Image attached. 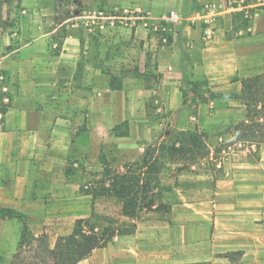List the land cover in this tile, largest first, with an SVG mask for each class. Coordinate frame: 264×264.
<instances>
[{
    "label": "crops",
    "instance_id": "obj_1",
    "mask_svg": "<svg viewBox=\"0 0 264 264\" xmlns=\"http://www.w3.org/2000/svg\"><path fill=\"white\" fill-rule=\"evenodd\" d=\"M29 1L25 16L15 22L20 33L0 35L7 47L0 65L12 91L0 124V210L24 216L34 236L51 231L48 244L53 248L64 230L55 219L77 215L85 207L79 202L88 197L66 174L69 158L93 163L102 140L99 129L142 115L144 100L126 88L129 77L123 76L119 90L110 89L111 78L126 70L129 59L140 73L154 65L149 69L159 77L151 81L165 89L173 114L191 84L220 90L214 104L237 102L233 116L221 109L222 118L214 120V143L234 148L223 154L221 165H212L215 170L201 169L203 162L188 171L182 162H168L166 170L163 165L159 181L167 191L140 217L134 233L113 237L77 264H264V145L254 152L252 145L233 142L226 130L245 114L233 96L240 94L241 80L264 74V0H195L192 8L190 0H88L91 7L99 2L110 9L137 6L157 22L168 16L166 10L174 11L180 20L171 25L170 36L160 34L161 41L170 39L162 47L144 28L107 25L98 37L90 36L69 27V21L83 17L77 11L52 24L47 3ZM209 1L222 14L205 40L203 5ZM236 9H248L253 19L245 21ZM197 95L193 105L188 98L189 108L176 114L180 130L199 102ZM207 146L212 154L214 145ZM20 230L16 219L0 218V264H10Z\"/></svg>",
    "mask_w": 264,
    "mask_h": 264
},
{
    "label": "rangeland",
    "instance_id": "obj_2",
    "mask_svg": "<svg viewBox=\"0 0 264 264\" xmlns=\"http://www.w3.org/2000/svg\"><path fill=\"white\" fill-rule=\"evenodd\" d=\"M28 1V3H27ZM47 3L45 8L48 9V16L53 19L52 24L58 18H64L74 12H79L83 17L76 18L72 21H69V27L82 29L87 34H91L90 36L98 37L100 33L103 32L104 27L110 25L112 28H125L124 26L119 25L118 23H114L111 25L109 20H105L103 24V28H99L98 26L92 25L91 27H85L84 22L87 19V16H97L99 12L103 11L106 17L109 15H113L115 10L121 11L124 8H112L102 6L99 2L96 6H88V0H44ZM98 1V0H97ZM96 1V2H97ZM31 2L29 0H0L1 4V14H4V18H0V35L3 33H20V29L16 28L15 22L18 24V17L25 16L22 13L23 10L28 9L31 6ZM92 4L95 3L94 0L91 1ZM31 3V4H29ZM27 4V6H26ZM30 5V6H29ZM135 5V4H134ZM49 6V8H48ZM71 6V8H70ZM129 7H134L133 5ZM127 7V8H129ZM53 9V10H52ZM53 11V12H52ZM58 14L56 15L55 13ZM169 11L166 10V14ZM59 16V17H58ZM157 22V21H156ZM67 24V23H66ZM66 24L63 26L61 30L62 33L59 34L61 37L66 30ZM142 28V27H140ZM68 30V29H67ZM148 31V30H147ZM149 32V31H148ZM152 34L153 38L157 42V45L162 47L163 42L161 41L160 33L149 32ZM167 34H171V31H168ZM170 36V35H169ZM169 36L166 43H169ZM0 42V57L3 54V50L7 48L2 45ZM119 49L114 47L112 48V52L114 54L118 53V56L115 60L119 62L120 54ZM123 58V57H122ZM129 64L125 71H116V83L120 84L123 76L129 77L127 82V89L130 91H135L134 93L139 98L144 100L142 107V115L141 117H136L132 119H126L115 123L112 127H107L108 129H99L98 134H102V140L97 145L95 154H94V162L89 163L86 162V158L75 159L69 158L70 165L66 167V174L70 175L71 182L77 185L78 192L81 196H88L85 199H80L79 204L81 206H85L81 209L80 213L77 215H68L61 216V219H55V221L63 224L64 230L63 235L65 236L69 234L73 228L74 222L77 219H86L90 216L91 213V196L86 195L87 192H97L99 191L100 184L103 181V167L106 166L109 170H119L122 171L121 165L126 163L136 162L141 159L144 155V151L156 144L161 142H166L169 139V136L173 134L175 131H181L177 126V116L173 111L168 110L167 102L165 99L164 88H159L157 85H154V82L151 80L154 79L156 83V79L159 77L158 73L152 72L149 68L154 70V65L149 66L146 65L142 68V72H138L135 69V65L130 63L129 59H127ZM131 61L132 60L131 58ZM0 97L1 99L6 95L9 99V103L7 105L0 106V108H6V111L10 104V98L12 96L11 89L7 88L8 85V74L7 71L0 65ZM135 80H137V86L134 85ZM141 84V85H140ZM230 90H236V88L231 87ZM5 89V90H4ZM227 90V89H224ZM142 91V94L139 93ZM220 90H211L210 87H207L205 83L200 87H196V94H198V103L196 104L195 109L188 112L189 117L186 118L187 122H185V130L189 131H198L203 134L204 141L209 152L208 157L197 160L194 163L184 165L183 170L188 171L192 166L203 162L204 167L201 168L203 170H215L212 165H221V157L226 152H232L234 145H229V143H225L223 141H217L214 143V136L218 134L216 129V125L214 120H216V116L218 119L222 118V114L219 110L223 109L227 111L229 115L235 113L233 109L237 106V102L233 101H220L214 104L212 103V99L215 97H221L222 93H219ZM138 92V93H137ZM140 94V95H139ZM235 94V93H232ZM213 96V97H211ZM184 104L189 98L188 92H184ZM205 100V101H204ZM201 105V110H198L197 106ZM231 109V110H230ZM218 111V112H217ZM4 115V114H3ZM3 115L0 118V124L3 121ZM96 123L100 122L99 118L95 119ZM114 120H108L109 125H113ZM220 123V121H219ZM107 125V123L105 124ZM231 125V124H230ZM214 145V150L212 154H210L209 148L207 145ZM247 146V144H244ZM252 146H249L251 148ZM254 152H256L255 146L252 147ZM164 162V160H163ZM168 162H164L165 165ZM76 164V165H75ZM185 164V163H184ZM195 166V167H196ZM200 167V166H199ZM166 165L163 170H166ZM196 169V168H195ZM94 212L96 215L105 216L111 219L116 220L118 218L119 213V205L118 203L107 197L100 196L93 203ZM149 211H142L139 215L142 217L145 213ZM121 220H124L123 218ZM21 224L20 221L16 220ZM22 227V225H21ZM50 227H48L49 229ZM46 236L48 237L51 231L46 232ZM45 234V232H44ZM55 235V234H53ZM39 236V235H38ZM58 236V237H60ZM19 239V237H18ZM17 239V241H18ZM16 241V243H17ZM15 243V247H16ZM14 247V250H15Z\"/></svg>",
    "mask_w": 264,
    "mask_h": 264
},
{
    "label": "trees",
    "instance_id": "obj_3",
    "mask_svg": "<svg viewBox=\"0 0 264 264\" xmlns=\"http://www.w3.org/2000/svg\"><path fill=\"white\" fill-rule=\"evenodd\" d=\"M190 4L192 8L195 0H190ZM116 82V78H111V90L121 88ZM196 87L191 84L185 89L195 97ZM233 96L241 101L245 114L226 130L233 137V142L259 148L264 145V74L242 79L240 94ZM194 97L189 96V106L195 103ZM188 108L182 103L176 112ZM0 112L5 114L6 108H0ZM208 154L202 133L181 130L173 132L168 141L148 147L140 160L121 165L122 171H111L104 166V179L98 193L86 194L91 196L90 216L75 220L71 232L58 237L53 248L49 247L46 234L34 236L31 233L24 216L11 210H0L1 219H16L22 225L10 264H77L93 250L106 247L113 237L134 233L140 213L152 210L160 194L167 191L159 181L164 162L191 164L208 157ZM100 196H107L118 203L116 220L95 214L93 203ZM161 207V204L157 205L158 209Z\"/></svg>",
    "mask_w": 264,
    "mask_h": 264
},
{
    "label": "built area",
    "instance_id": "obj_4",
    "mask_svg": "<svg viewBox=\"0 0 264 264\" xmlns=\"http://www.w3.org/2000/svg\"><path fill=\"white\" fill-rule=\"evenodd\" d=\"M233 3L231 6L233 7ZM235 11L240 12L245 21L250 22L254 14L248 9H236ZM221 9L216 3L209 1L203 5V38L209 40L214 32V24L217 19L221 16ZM149 12L142 10L140 7L134 6L124 8L121 11L115 10L113 15L106 17L103 11L99 12L97 16H87L84 22L85 27H91L92 25L103 28L105 20H109L111 25L115 22L130 30H136L140 27L145 30L156 32L160 34H166L171 31V25L180 20V17L174 12L170 11L169 15L161 22L152 21L148 18ZM166 39H163V43H166ZM1 79V77H0ZM5 90V89H4ZM9 103L8 97L5 95L2 99L0 97V106L7 105ZM3 104V105H2ZM3 114L0 112V118ZM253 147V145H252Z\"/></svg>",
    "mask_w": 264,
    "mask_h": 264
}]
</instances>
